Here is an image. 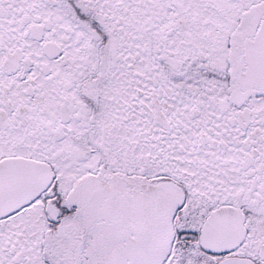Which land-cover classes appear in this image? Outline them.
<instances>
[{
  "label": "snow or ice",
  "instance_id": "1",
  "mask_svg": "<svg viewBox=\"0 0 264 264\" xmlns=\"http://www.w3.org/2000/svg\"><path fill=\"white\" fill-rule=\"evenodd\" d=\"M0 264H264V0H0Z\"/></svg>",
  "mask_w": 264,
  "mask_h": 264
}]
</instances>
